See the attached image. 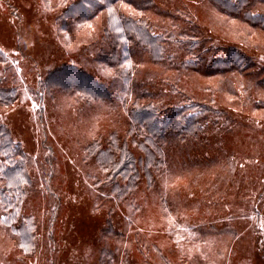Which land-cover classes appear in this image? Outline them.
<instances>
[{"label": "rangeland", "instance_id": "1", "mask_svg": "<svg viewBox=\"0 0 264 264\" xmlns=\"http://www.w3.org/2000/svg\"><path fill=\"white\" fill-rule=\"evenodd\" d=\"M57 1L0 0V57H5L0 59V89L17 92L14 106L0 113V126L29 156L32 184L25 189L20 215L31 216L36 225L34 250L26 252L0 220V264H97L100 250L115 246V239L102 232L108 211L116 213L111 227L133 238L129 264H264V88L250 86L254 97L245 101L228 94L232 86L224 81L202 134L173 144L172 172L155 183L154 191L142 186L139 210L126 217L123 205L93 189L88 177L99 167L85 161L82 151L95 139L124 133L126 118L117 102L75 108L65 93L49 99L36 89L49 70L89 59L88 47L104 37L107 25L105 13L91 22L62 19L65 10L54 7ZM168 1L154 2L169 9ZM175 1L190 6L178 9L204 35L198 60L208 63L210 54L226 53L225 47L243 51L247 41L263 47L250 53L259 61L254 74L264 73V35L248 33L247 23L210 8L208 0ZM119 6L123 12L130 8ZM134 63L145 72L150 66ZM92 67L83 69L94 74ZM209 82L192 75L183 84L209 96ZM121 211L123 218L118 217ZM177 233L184 237L179 245Z\"/></svg>", "mask_w": 264, "mask_h": 264}, {"label": "trees", "instance_id": "2", "mask_svg": "<svg viewBox=\"0 0 264 264\" xmlns=\"http://www.w3.org/2000/svg\"><path fill=\"white\" fill-rule=\"evenodd\" d=\"M154 1L58 0L54 7L65 10L62 19L71 23L85 22L105 13L107 25L106 29L102 28L104 37L92 49L88 47L90 53L92 51L89 59L85 58L79 65L65 62L49 70L36 88L49 99L67 94L66 97L75 101V108L90 103L117 102V110L123 111L126 118L124 133L113 132L105 139H95L82 151L85 161L99 167L88 177L93 189L102 198L123 205L126 217L139 210L136 198L142 186L154 191L155 183L172 172L170 166L176 147H172L173 144L202 134L206 117L211 111L215 112L211 107L218 106L213 97L223 92L224 81L232 86L228 94L243 97L245 101L254 97L250 86L264 88V73L260 77L254 74L257 70L254 65L259 61L250 53L253 48L263 49L262 46L246 41L243 51L225 47L226 53L218 50L210 54L208 63L203 58L198 60L196 56L204 53L201 38L204 35L183 11L190 6H178L175 0H169L171 7L164 9ZM208 1L210 8L247 23L251 27L248 33L264 35V0L257 4L249 0ZM120 3L130 7L128 12H123L126 10ZM109 9H113L111 16ZM129 61L131 67H128ZM134 62L151 67L145 72ZM89 65L93 66L94 74L83 69ZM192 75L210 81L211 91L207 89L206 94L211 95H197L184 87L183 81ZM213 79L217 82L215 85ZM16 101V89H0V113L10 110ZM262 105L264 102L260 103ZM28 160L22 145L14 141L6 126H0V220L14 233L17 244L26 245L27 252H32L36 240L35 220L20 215L25 189L32 184ZM115 215L108 211L107 229L102 230L115 239V246L102 248L97 264H129L133 238L111 227ZM118 215L123 218V211Z\"/></svg>", "mask_w": 264, "mask_h": 264}, {"label": "snow or ice", "instance_id": "3", "mask_svg": "<svg viewBox=\"0 0 264 264\" xmlns=\"http://www.w3.org/2000/svg\"><path fill=\"white\" fill-rule=\"evenodd\" d=\"M108 11H109V15H110V16L113 15V9H109ZM128 67H131V61H129V63H128ZM34 107H35V106H34ZM260 227H261L262 229H264V223H261ZM182 231L188 232V236H189V237H191V236L193 235V234H192L188 229H186V228H185V229H182ZM182 239H184V237L181 236L179 233H177V240H176V243H177L178 245L180 244V241H181ZM20 247L23 248L26 252L28 251V248H27L26 245L21 244Z\"/></svg>", "mask_w": 264, "mask_h": 264}]
</instances>
